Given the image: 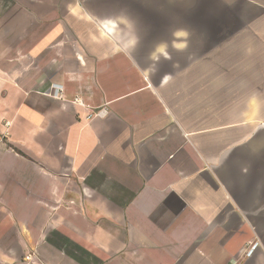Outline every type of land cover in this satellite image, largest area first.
Returning a JSON list of instances; mask_svg holds the SVG:
<instances>
[{
	"label": "crops",
	"instance_id": "obj_1",
	"mask_svg": "<svg viewBox=\"0 0 264 264\" xmlns=\"http://www.w3.org/2000/svg\"><path fill=\"white\" fill-rule=\"evenodd\" d=\"M235 261L264 264V0H0V264Z\"/></svg>",
	"mask_w": 264,
	"mask_h": 264
},
{
	"label": "built area",
	"instance_id": "obj_2",
	"mask_svg": "<svg viewBox=\"0 0 264 264\" xmlns=\"http://www.w3.org/2000/svg\"><path fill=\"white\" fill-rule=\"evenodd\" d=\"M6 124L8 125V121H7ZM255 247H256V243L250 245V248L247 249V251L245 252V255H246L247 257L251 256V254H252V252L254 251ZM33 255H37V252L34 251L33 253H30V252L27 253V255L25 256L26 261H27V260H30V259L33 257ZM230 264H239V262L235 261V262H232V263H230Z\"/></svg>",
	"mask_w": 264,
	"mask_h": 264
}]
</instances>
